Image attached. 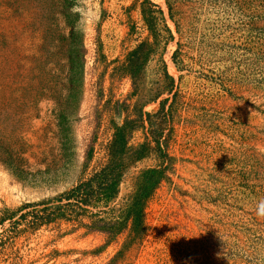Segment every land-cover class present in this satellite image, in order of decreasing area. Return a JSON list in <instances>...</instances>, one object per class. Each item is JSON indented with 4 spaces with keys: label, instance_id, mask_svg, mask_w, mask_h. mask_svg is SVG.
Returning a JSON list of instances; mask_svg holds the SVG:
<instances>
[{
    "label": "rangeland",
    "instance_id": "374dc122",
    "mask_svg": "<svg viewBox=\"0 0 264 264\" xmlns=\"http://www.w3.org/2000/svg\"><path fill=\"white\" fill-rule=\"evenodd\" d=\"M260 200L264 0H0V264H264Z\"/></svg>",
    "mask_w": 264,
    "mask_h": 264
},
{
    "label": "trees",
    "instance_id": "16d2710c",
    "mask_svg": "<svg viewBox=\"0 0 264 264\" xmlns=\"http://www.w3.org/2000/svg\"><path fill=\"white\" fill-rule=\"evenodd\" d=\"M110 157V162L101 171L96 172L92 179L81 183L63 198L67 200L77 198L82 205L86 206L92 203L93 198H98L101 191L105 193L106 200L113 198L121 180L119 150L114 146L110 148ZM136 209V204H134L128 216L133 215Z\"/></svg>",
    "mask_w": 264,
    "mask_h": 264
},
{
    "label": "clouds",
    "instance_id": "9594fccd",
    "mask_svg": "<svg viewBox=\"0 0 264 264\" xmlns=\"http://www.w3.org/2000/svg\"><path fill=\"white\" fill-rule=\"evenodd\" d=\"M257 217L264 218V200H260L255 209Z\"/></svg>",
    "mask_w": 264,
    "mask_h": 264
}]
</instances>
